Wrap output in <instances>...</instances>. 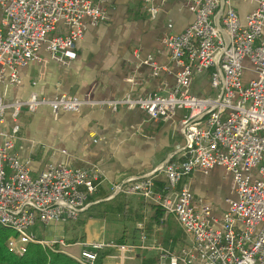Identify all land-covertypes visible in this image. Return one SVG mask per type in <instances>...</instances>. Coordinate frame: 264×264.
<instances>
[{"label": "built area", "instance_id": "1", "mask_svg": "<svg viewBox=\"0 0 264 264\" xmlns=\"http://www.w3.org/2000/svg\"><path fill=\"white\" fill-rule=\"evenodd\" d=\"M254 8L243 21L233 0H185L193 18L178 34L164 37L163 44L176 68L173 87L165 94L125 96L119 100H80L61 94L44 100L4 102L0 96V125L10 117L7 131L0 132V226L13 232L8 249L16 255L29 243L53 248L80 264H95L101 251L131 252L153 249L158 264H264V0H251ZM104 0H0V84H19V71L43 61L40 51L59 62L76 58L75 48L89 26L106 20ZM148 4L151 0H146ZM149 16L157 7L150 4ZM142 65L159 68L151 58ZM246 72L250 79L245 83ZM208 80V92L195 94L197 76ZM101 104L137 108L148 120H168L181 112L177 130L184 146L178 158L154 172L129 177L119 187L123 193L151 200L163 214L174 217L189 245L178 252L149 247L140 233L139 246L113 243L82 244L77 255L63 248L62 240H38L37 224H70L78 220L100 181L97 166L76 168L50 163L36 176L17 155L21 131L20 113H34L48 106L54 116L78 112L85 105ZM221 168L231 174L234 198H227L220 218L211 206L179 182L194 171ZM164 181L157 186V178Z\"/></svg>", "mask_w": 264, "mask_h": 264}, {"label": "crops", "instance_id": "2", "mask_svg": "<svg viewBox=\"0 0 264 264\" xmlns=\"http://www.w3.org/2000/svg\"><path fill=\"white\" fill-rule=\"evenodd\" d=\"M141 1L104 0L106 20L87 28L75 48L76 58L59 62L41 50L43 61L22 68L18 85L5 88L0 84V96L4 102L23 101L31 94L48 101L66 94L96 102L119 100L125 96L165 94L174 85L176 68L164 47V37L181 33L193 16L186 8L185 0H151L150 4L157 7L156 16L141 15ZM254 5L248 11L244 9L243 16ZM233 6L238 13L241 6L234 0ZM167 24L169 27H166ZM148 57L159 68L157 75H153L151 67L142 65ZM202 78H205V83L197 90L194 84ZM191 90L195 94L207 93V77L197 76ZM43 107L46 108H38L34 113L25 109L20 113L21 131L15 150L26 163L31 176H36L50 163L68 164L76 168L95 165L100 172L96 191L88 198L87 207L78 220L61 224V235L53 239H62L67 245L66 250L75 255L79 253L82 244L113 243L128 246L134 242L141 243L139 236H134V231L125 239L129 242L122 241L125 228L120 224H124L128 218L125 217L126 212H131L133 217H140H135L138 221L134 227L139 229L143 225L148 232V235L144 233L145 242L149 237L154 243L156 231L159 230L164 232L165 240L163 245L155 243L153 246L158 245L176 253L181 247L189 245V238L185 240V234L171 215L163 214L151 200L119 190L127 178L148 175L162 164L178 158L184 146L183 137L177 130L181 112L168 120L152 121L141 110L125 106L113 109L101 104L85 105L78 112L61 111L55 116L48 106ZM10 125V117L7 115L0 125V132L7 131ZM28 133L33 138L27 136ZM41 138L49 139L48 143H43ZM200 173L204 172H192L182 178L178 186L186 185L195 197L207 202L201 196L203 185L199 179ZM157 181L160 187L164 181L163 176L159 175ZM231 196L235 197L233 191ZM208 204L213 216L217 218L226 209V204L219 210H214ZM112 219H117V222ZM94 221H112L116 224L113 226L114 235L118 230L116 227L122 229L119 234L121 238L117 243L112 242L114 236L107 241H98V234L90 230ZM172 221H175L174 224ZM170 223L176 225V228H172ZM107 228L105 225L102 230L105 232ZM174 229L176 233L173 234ZM66 231L70 235L67 238L64 237ZM71 231L79 232V235ZM135 251L134 259L128 257V252L105 249L100 252L104 253L102 264H141L146 256L141 255L143 252L140 250ZM153 252L154 257L158 258L157 252Z\"/></svg>", "mask_w": 264, "mask_h": 264}, {"label": "rangeland", "instance_id": "3", "mask_svg": "<svg viewBox=\"0 0 264 264\" xmlns=\"http://www.w3.org/2000/svg\"><path fill=\"white\" fill-rule=\"evenodd\" d=\"M234 1L237 2L238 6H241L238 9V15H239L240 19L242 20L244 17L243 16L244 15V9H246L247 11L250 10L252 8L253 3L251 0H234ZM140 5H141V9L139 10L140 14L149 16V13H148L149 5L146 2V0H142ZM166 27H169V24H167ZM248 79H250L249 75L246 72H244L243 77H242V82L245 83ZM204 83H205V78L199 79L195 82L194 88H196L197 90H200L201 87L204 85ZM196 89H194L195 93H196ZM41 108H46V107L41 106L39 108V110ZM27 136H30L33 138V135L30 133H28ZM41 139H42L43 143H45V144L48 143L49 139H46V138H41ZM199 179L201 180L202 185H203L202 189L200 191L203 193V194H201V196L204 197V199L207 201L205 203L208 204V202H209L212 205L214 210L222 209L225 206V202H226L225 200L227 198L232 197L231 195H232V191H233V181H232L231 174L225 172L221 168H213V169L208 170L206 173H200ZM132 215L133 214L131 212H129V213L126 212L125 217H128V218H126V220H124V224H120L121 227L125 228V232H122V229H119V227H116L118 230L116 231L117 233H115V235H114L115 230H114L113 226L116 224H113L112 221L117 222V219H112V221H109L108 223H103L101 221H94L93 226H92L93 228L90 229L91 233H97L98 234V241H107L108 239H112V236H114L112 239V242H115V243H117L116 241L121 238L119 236V234L121 235V232L124 233V235H125L124 237H122V241L124 240V242H129V241H125V239H127L128 236L131 235L132 231H134L133 232L134 236H136V237L139 236V238H140L141 232L145 233V235H148L147 234L148 232H147V230H145L143 225H141L139 229H136L135 228L136 226L134 227V224L136 223V221H138L137 218H140V217L139 216L133 217ZM135 217H137V218H135ZM119 218H121V217H119ZM174 222L175 221H172L173 224H174ZM104 224L106 225V227H108L105 232L102 230L105 226ZM173 224H171L170 226L172 228L173 227L176 228V225H173ZM60 226H62V225L61 224H53V223L50 225H47V226L42 225V224H37L35 226V233L38 237L43 238V240H45V241L56 240L53 238L61 235ZM174 232L176 233L175 229H174V231H172V233L174 234ZM72 233L79 235V232L75 233L73 231ZM150 233H152V235H153L152 230ZM163 234H164V232L157 230L156 234H155V236H157V238L156 239L154 238V240H155L154 243H152L148 237V239L145 242V243H147L146 245H148V246L150 245L149 247H152L153 244H155V243H158L159 245H163V242L165 240V236ZM179 234L181 235V232H179ZM69 236L70 235H69L68 231H66L64 234V237L67 238ZM185 238H186L185 240L188 239L187 237H185ZM130 241L131 242L133 241L132 238ZM134 241H135V239H134ZM184 243H187V242L184 241ZM132 245L139 246L141 244L138 242H134V244H132ZM156 246H158V245H156ZM174 248H171V249H174ZM63 249L66 250V248H63ZM175 249L177 250L178 247ZM136 250H140L141 252H143V253H141V255L144 254L146 256V258H144V259H147V258L151 259L153 261L151 264H158L157 261L159 258H156L153 255V254H155L153 252L155 250H153V249H150V250L136 249ZM126 254H128V257H130V258H134L136 251L132 250L131 252H128ZM73 255H75V254H73Z\"/></svg>", "mask_w": 264, "mask_h": 264}, {"label": "trees", "instance_id": "4", "mask_svg": "<svg viewBox=\"0 0 264 264\" xmlns=\"http://www.w3.org/2000/svg\"><path fill=\"white\" fill-rule=\"evenodd\" d=\"M13 232L3 226H0V264H80L75 259L60 252L58 245L53 248L43 246L39 243L31 242L26 247V252L22 255H16L8 249L7 240ZM38 240H42L38 237ZM174 243V242H173ZM104 253H100L95 264H102ZM151 259H143L141 264H151Z\"/></svg>", "mask_w": 264, "mask_h": 264}]
</instances>
